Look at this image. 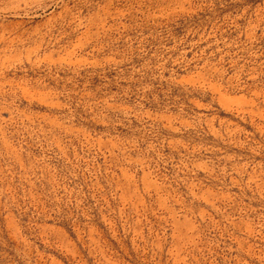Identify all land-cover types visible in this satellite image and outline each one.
Segmentation results:
<instances>
[{"label": "rangeland", "instance_id": "1", "mask_svg": "<svg viewBox=\"0 0 264 264\" xmlns=\"http://www.w3.org/2000/svg\"><path fill=\"white\" fill-rule=\"evenodd\" d=\"M0 264H264V0H0Z\"/></svg>", "mask_w": 264, "mask_h": 264}]
</instances>
